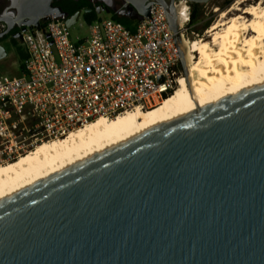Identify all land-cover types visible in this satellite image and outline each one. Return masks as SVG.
Returning a JSON list of instances; mask_svg holds the SVG:
<instances>
[{
	"label": "water",
	"instance_id": "water-1",
	"mask_svg": "<svg viewBox=\"0 0 264 264\" xmlns=\"http://www.w3.org/2000/svg\"><path fill=\"white\" fill-rule=\"evenodd\" d=\"M122 1L137 19L162 5L189 82L179 0ZM10 6L25 26L53 14L70 27L80 16L52 0ZM0 22L13 25L2 12ZM0 264H264V80L0 198Z\"/></svg>",
	"mask_w": 264,
	"mask_h": 264
},
{
	"label": "built area",
	"instance_id": "built-area-1",
	"mask_svg": "<svg viewBox=\"0 0 264 264\" xmlns=\"http://www.w3.org/2000/svg\"><path fill=\"white\" fill-rule=\"evenodd\" d=\"M183 2L190 19V5ZM72 40L64 18L47 14L22 34L20 74L0 75V162L60 138L98 118L148 109L170 94L182 76L162 5L133 28L112 18L88 25ZM185 28L179 26L184 39Z\"/></svg>",
	"mask_w": 264,
	"mask_h": 264
},
{
	"label": "bare ground",
	"instance_id": "bare-ground-1",
	"mask_svg": "<svg viewBox=\"0 0 264 264\" xmlns=\"http://www.w3.org/2000/svg\"><path fill=\"white\" fill-rule=\"evenodd\" d=\"M242 3L238 0L220 12L218 20L207 30L209 39L193 42L195 58L187 49L190 40H183L189 82L182 75L174 90L148 109L135 108L113 118L98 117L60 138L38 143L13 160L0 162V198L84 156L184 113L194 108L195 102L201 105L264 80V3L249 5L244 9L245 15L238 11L230 16L232 10H240ZM176 13L179 25H184L188 11L183 2L176 5Z\"/></svg>",
	"mask_w": 264,
	"mask_h": 264
},
{
	"label": "rangeland",
	"instance_id": "rangeland-1",
	"mask_svg": "<svg viewBox=\"0 0 264 264\" xmlns=\"http://www.w3.org/2000/svg\"><path fill=\"white\" fill-rule=\"evenodd\" d=\"M238 0H208L205 3L198 4L197 20L190 24L184 23L185 37L190 40L188 52L195 58L196 47L193 42L198 39H209L207 30L216 22L219 18V14L222 11H226L232 5L234 6ZM243 3L239 6L240 10H232L229 15H234L238 11L245 15L244 9L249 5H253L259 2L264 3V0H242ZM100 18H110V15L105 13L99 16ZM186 18V17H185ZM249 18V16H246ZM190 20V19H189ZM185 22V20H184ZM207 22L206 26L203 23ZM69 35L72 40L78 38H84L89 34L88 25L82 20V16H79L76 23L68 27ZM188 43V42H186ZM24 52V46L21 42L18 43L16 48L7 47V55L0 59V75L17 76L20 74V62L22 61L21 53ZM15 159V158H14ZM13 160V159H11ZM9 161V160H8Z\"/></svg>",
	"mask_w": 264,
	"mask_h": 264
},
{
	"label": "flooded vegetation",
	"instance_id": "flooded-vegetation-1",
	"mask_svg": "<svg viewBox=\"0 0 264 264\" xmlns=\"http://www.w3.org/2000/svg\"><path fill=\"white\" fill-rule=\"evenodd\" d=\"M78 1V0H74ZM88 3L92 5V10L100 16L105 13L110 16L115 14L119 17H122L127 20L134 21L137 19V13L133 8L128 6L127 3H124L122 0H86ZM104 1L110 2V5L107 6ZM189 2V1H188ZM11 0H0V12H2L3 16L6 17L8 21H10L13 25L9 29V31L5 32L7 25L4 22H0V44H2L6 50L7 47L16 48L19 42H21L20 37H22L24 29L27 27L24 24L16 23V15L14 13V8L10 6ZM52 4L54 6L60 7L63 11L67 12L68 15H72L75 11L80 10V16L82 15L83 6L81 9H74L71 11V5L68 0H52ZM99 6L100 11H96V6ZM190 5V4H189ZM91 11V10H90ZM34 148V147H33ZM5 163V162H1Z\"/></svg>",
	"mask_w": 264,
	"mask_h": 264
},
{
	"label": "trees",
	"instance_id": "trees-1",
	"mask_svg": "<svg viewBox=\"0 0 264 264\" xmlns=\"http://www.w3.org/2000/svg\"><path fill=\"white\" fill-rule=\"evenodd\" d=\"M69 4L71 5L70 9L71 11L74 10V9H81L83 6H86V7H92V5L90 3H88L86 0H78V1H74V0H68ZM190 4V20H189V23L190 24H193L196 20H197V10H198V4L200 3H192V2H189ZM82 20L87 24H91L92 22H94L95 20L97 19H100V17L95 13L94 10H91V11H85L82 13ZM110 18L116 20V21H119L121 23H123L124 25H126L127 27L129 28H133V22L135 21H131V20H127V19H124L122 17H119L115 14L111 15ZM207 25V22H204L203 23V26H206ZM21 57L22 59L25 58V53L22 52L21 53ZM167 95H165L164 97H166ZM163 97V98H164Z\"/></svg>",
	"mask_w": 264,
	"mask_h": 264
},
{
	"label": "crops",
	"instance_id": "crops-1",
	"mask_svg": "<svg viewBox=\"0 0 264 264\" xmlns=\"http://www.w3.org/2000/svg\"><path fill=\"white\" fill-rule=\"evenodd\" d=\"M135 21H136V20H135ZM135 21H134V22H135ZM134 22H133V23H134ZM24 53H25V51H24ZM22 61H23V59H22ZM22 61L20 62V69H21V64H22Z\"/></svg>",
	"mask_w": 264,
	"mask_h": 264
}]
</instances>
